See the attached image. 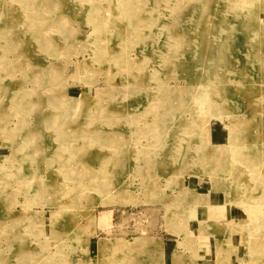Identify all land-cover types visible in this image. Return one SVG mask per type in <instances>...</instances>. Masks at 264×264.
Instances as JSON below:
<instances>
[{
	"label": "rangeland",
	"instance_id": "1",
	"mask_svg": "<svg viewBox=\"0 0 264 264\" xmlns=\"http://www.w3.org/2000/svg\"><path fill=\"white\" fill-rule=\"evenodd\" d=\"M0 264H264V0H0Z\"/></svg>",
	"mask_w": 264,
	"mask_h": 264
},
{
	"label": "crops",
	"instance_id": "2",
	"mask_svg": "<svg viewBox=\"0 0 264 264\" xmlns=\"http://www.w3.org/2000/svg\"><path fill=\"white\" fill-rule=\"evenodd\" d=\"M209 197V196H208ZM211 197V196H210ZM217 197H219V196H217ZM209 201H210V205H211V207H215V206H220L221 204L219 203V201L218 200H215V201H212L210 198H209ZM215 202H216V204H215ZM213 204V205H212ZM215 204V205H214ZM226 213V212H225ZM224 213V214H225ZM170 252L172 253V261H174V257H175V246H172L171 248H170Z\"/></svg>",
	"mask_w": 264,
	"mask_h": 264
},
{
	"label": "bare ground",
	"instance_id": "3",
	"mask_svg": "<svg viewBox=\"0 0 264 264\" xmlns=\"http://www.w3.org/2000/svg\"><path fill=\"white\" fill-rule=\"evenodd\" d=\"M202 28V27H201ZM208 32V31H207ZM195 42V41H194ZM201 45V44H200ZM196 47V46H195ZM190 50V49H189ZM232 54V53H231ZM230 57V56H229ZM217 58V57H216ZM232 58V57H231ZM221 60V59H220ZM227 60V59H226ZM224 61V60H223ZM222 63V62H221ZM219 66V65H218ZM236 67V66H235ZM220 69V68H219ZM231 70V69H230ZM218 76V75H217ZM122 249V247H121ZM131 251V250H130ZM131 254V253H130Z\"/></svg>",
	"mask_w": 264,
	"mask_h": 264
}]
</instances>
